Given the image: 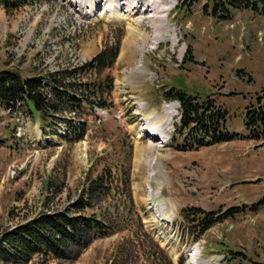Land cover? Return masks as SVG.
I'll list each match as a JSON object with an SVG mask.
<instances>
[{
  "label": "rangeland",
  "instance_id": "1",
  "mask_svg": "<svg viewBox=\"0 0 264 264\" xmlns=\"http://www.w3.org/2000/svg\"><path fill=\"white\" fill-rule=\"evenodd\" d=\"M8 1H0V71L31 78L77 70L70 82L101 83L107 108L64 112L51 132L24 107H0V231L64 209L103 170H130L132 224L58 264H264V140H249L243 122L264 91V15L236 10L218 20L209 0H99L101 11L125 3L126 18L108 20L80 14L70 0ZM167 9L168 31L158 37L162 28L153 24ZM116 42V63L95 70L93 58ZM171 88L225 110L226 127L239 138L199 147L181 125L178 103L165 99ZM74 118L86 128L76 143L64 137L63 121ZM148 128L164 133L166 144L146 135ZM50 180L61 193L48 189ZM196 208L214 217L238 211L199 237L198 223L185 218ZM156 209L174 222L157 221ZM146 234L163 253L136 250L138 237L148 246Z\"/></svg>",
  "mask_w": 264,
  "mask_h": 264
},
{
  "label": "trees",
  "instance_id": "2",
  "mask_svg": "<svg viewBox=\"0 0 264 264\" xmlns=\"http://www.w3.org/2000/svg\"><path fill=\"white\" fill-rule=\"evenodd\" d=\"M0 1L5 5L11 3L8 0ZM25 1L30 3V0ZM209 2L212 4L211 16L218 20H230L236 10H250L255 14L264 15V0ZM118 53L119 42H116L113 48L105 47L98 53L91 64L95 70L102 72L113 67ZM76 71L55 72L47 77L31 78H23L19 73L10 70L0 71V107L9 112H16L19 107H24L30 115L38 114L43 122V130H47L48 125L51 132L56 130L54 127L62 120L60 117L64 112L81 116L84 113L83 105H87L88 109H94L95 106L107 108V104L99 97V94L104 95V86L101 83L70 82ZM112 90L113 85H110L106 93L110 94ZM166 93L165 99L180 103L181 125L183 128H189L198 137L199 147L228 143L239 138L238 134L227 130V114L222 108H213L209 104L210 108L195 95L182 89L171 88ZM243 121L249 140H264V91L247 105ZM63 122L66 131L64 137L73 138L74 143L84 139L86 128L83 122H78L75 118L65 119ZM117 172L118 174H114L113 170H103L96 177H89L88 184L81 194L64 209L43 213L14 229L0 231V264H30L36 257L40 258L38 264L75 261L94 241L122 231V224L131 225L129 215L132 212L134 214L135 207L130 170ZM47 187L56 191L55 193H61L62 190L61 186H54L53 180L48 182ZM113 193L121 194L128 203H115ZM105 198L107 200L104 202ZM260 206L264 207V199ZM237 211L228 210L223 215L214 217L212 213L196 208L191 214H186L185 218L198 223L195 228L198 229L200 237L216 224L234 216ZM136 225L143 227L141 218L136 220ZM147 237L150 236L146 234V248L140 237L137 242L133 241V244L137 245L136 250L145 255L151 254L152 257L154 255L149 252L152 248L158 250V253H163L159 245L152 239L149 242Z\"/></svg>",
  "mask_w": 264,
  "mask_h": 264
},
{
  "label": "bare ground",
  "instance_id": "3",
  "mask_svg": "<svg viewBox=\"0 0 264 264\" xmlns=\"http://www.w3.org/2000/svg\"><path fill=\"white\" fill-rule=\"evenodd\" d=\"M100 1L103 2V0H100ZM70 2L75 3L76 6L80 7V11H78V12H81L80 14H86V13H89L90 12V15H92L93 13H95L96 15L99 16V18L101 16L102 17H107L108 20H112V19H114L117 16L118 17H121L122 19H125L126 18V12H124V11L121 12V10L125 9V3H123L119 7L118 10H115L114 8H111V9L110 8H107V9L104 8V10L101 11V7H99V6L97 7V5H99V0H90L88 3L85 0H70ZM106 10L108 11V13H105ZM171 10L172 9L165 10L164 15L159 18V20L161 22L160 23H157V24H153L157 28V31L158 30L160 31V28H162V30H161L162 32L158 33V37L159 36H165L166 32L168 31L167 25L165 23H163V22H165V19L168 18ZM83 11H87V12H83ZM121 13H124V14H121ZM130 47H131V45L129 46V48ZM145 131H146L145 134L146 135L148 134V136L152 140H154V141L155 140H158V141L162 140L163 143H166L167 142V140H165L164 133H161L160 131H157V130L152 129V128H148V130H145Z\"/></svg>",
  "mask_w": 264,
  "mask_h": 264
}]
</instances>
